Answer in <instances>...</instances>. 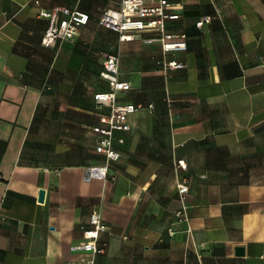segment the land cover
Segmentation results:
<instances>
[{
    "label": "crops",
    "instance_id": "1",
    "mask_svg": "<svg viewBox=\"0 0 264 264\" xmlns=\"http://www.w3.org/2000/svg\"><path fill=\"white\" fill-rule=\"evenodd\" d=\"M120 1L0 0V264L90 260L73 247L93 209L109 228L94 264H264V0H168L165 30L187 37L170 53L98 24ZM62 7L89 21L46 47ZM107 55L130 85L116 103L144 108L114 133L106 178L85 181L105 163L95 128L110 107L94 95L111 91Z\"/></svg>",
    "mask_w": 264,
    "mask_h": 264
},
{
    "label": "built area",
    "instance_id": "2",
    "mask_svg": "<svg viewBox=\"0 0 264 264\" xmlns=\"http://www.w3.org/2000/svg\"><path fill=\"white\" fill-rule=\"evenodd\" d=\"M171 8L168 0H121L117 9L105 10L98 20V24L119 34L120 41H132L141 38L144 33H152L147 42H158L163 52L170 53L184 51L187 48V37L182 33H171L165 30L166 19H176L178 16H169L167 10ZM50 24L45 31L42 44L46 47H54L58 41H73L78 29L89 21V16L76 9L67 7L57 8L54 14L49 15ZM202 21L197 25L201 26ZM168 69H183L185 65L176 61H170L165 65ZM101 76L106 79L111 87L108 93L94 95L97 103L110 107V113L100 117V126L95 128L99 135L96 152L105 157L102 166L88 167L85 171V181L92 179H104L107 176L108 167L120 158V154L113 147L115 132H127L130 130L128 117L139 110L143 105L116 103V94L119 91L128 90L130 85L120 80L119 60L117 57L107 55L104 61V69ZM151 107V106H149ZM122 143V139L119 140ZM185 169L182 162L178 165ZM182 198L189 192L188 183L185 180L177 185ZM177 217L188 221L186 207H182L176 213ZM89 229L84 231V241L73 247L74 250L89 253L90 260L81 264H94V257L103 252L99 245L101 234L108 231L101 211L93 209L89 216Z\"/></svg>",
    "mask_w": 264,
    "mask_h": 264
},
{
    "label": "water",
    "instance_id": "3",
    "mask_svg": "<svg viewBox=\"0 0 264 264\" xmlns=\"http://www.w3.org/2000/svg\"><path fill=\"white\" fill-rule=\"evenodd\" d=\"M44 196H45V191L41 189V190L39 191L38 201H39V202H43V200H44ZM243 253H244V251H243L242 248L237 249V254H238V255H243Z\"/></svg>",
    "mask_w": 264,
    "mask_h": 264
}]
</instances>
